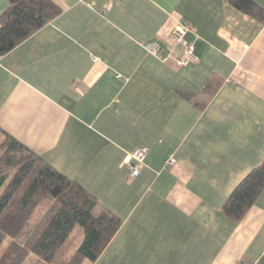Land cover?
<instances>
[{
    "label": "crops",
    "instance_id": "crops-1",
    "mask_svg": "<svg viewBox=\"0 0 264 264\" xmlns=\"http://www.w3.org/2000/svg\"><path fill=\"white\" fill-rule=\"evenodd\" d=\"M50 1L60 14L0 57V144L120 220L91 264H264V187L240 221L221 212L264 158V23L229 0H114L103 15L102 0ZM181 20L197 61L176 67L144 46L168 47ZM135 150L145 165L128 180Z\"/></svg>",
    "mask_w": 264,
    "mask_h": 264
},
{
    "label": "trees",
    "instance_id": "trees-1",
    "mask_svg": "<svg viewBox=\"0 0 264 264\" xmlns=\"http://www.w3.org/2000/svg\"><path fill=\"white\" fill-rule=\"evenodd\" d=\"M8 1L7 9L0 15V57L60 14L50 0ZM229 3L264 23V9L254 1L229 0ZM215 89L207 83L202 92L211 97ZM186 100L192 102L190 97ZM36 165L38 170L30 179ZM263 187L264 158L232 190L221 212L235 222L240 221ZM11 203L13 206L3 216ZM39 205L43 216L30 226ZM96 205L77 182L67 179L13 138L7 136L0 144V264H21L29 254L42 264H49L75 227L80 229L76 248L61 264L93 263L120 225V220H115L108 211L95 215ZM6 239L13 241L3 248Z\"/></svg>",
    "mask_w": 264,
    "mask_h": 264
},
{
    "label": "built area",
    "instance_id": "built-area-1",
    "mask_svg": "<svg viewBox=\"0 0 264 264\" xmlns=\"http://www.w3.org/2000/svg\"><path fill=\"white\" fill-rule=\"evenodd\" d=\"M103 4L98 8V13L103 15L110 7L114 0H102ZM190 31L188 22L181 20L171 31L169 36L170 45L162 47L157 42L145 44V50L160 62L167 64L172 63L176 67H183L188 64H194L197 59L193 53V46L185 40V34ZM96 60V58H94ZM146 152L144 150H135L123 162L122 168L126 172L127 179H135L145 165ZM175 163V159L170 157L166 162L167 165Z\"/></svg>",
    "mask_w": 264,
    "mask_h": 264
},
{
    "label": "rangeland",
    "instance_id": "rangeland-1",
    "mask_svg": "<svg viewBox=\"0 0 264 264\" xmlns=\"http://www.w3.org/2000/svg\"><path fill=\"white\" fill-rule=\"evenodd\" d=\"M37 170H38V166L36 165L30 174V179L34 176V174L37 172ZM20 193H21V191L14 198V201L12 202L13 204H14V202H16ZM12 203L10 204L8 209L4 212L3 216L9 212V210L13 206ZM42 213H43L42 205H39V207L32 214V217L30 220V226H32V224H36L42 218V216H43ZM79 233H80V231H78V228L75 227L73 229L72 233L70 234L68 240L65 242V244L62 246V248L59 250V252L56 254L54 259L49 264H61L62 263L61 261L66 260L67 258L71 257V255H73V252H74L76 245H77L76 239H77ZM12 241H13L12 239H6L5 242L3 243V248L8 246ZM21 264H42V262L37 257H35L34 255L29 254Z\"/></svg>",
    "mask_w": 264,
    "mask_h": 264
}]
</instances>
